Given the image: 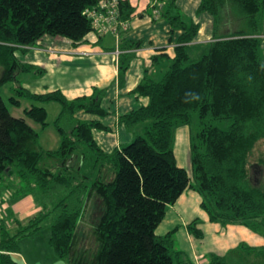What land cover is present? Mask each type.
<instances>
[{
    "label": "trees",
    "instance_id": "1",
    "mask_svg": "<svg viewBox=\"0 0 264 264\" xmlns=\"http://www.w3.org/2000/svg\"><path fill=\"white\" fill-rule=\"evenodd\" d=\"M98 1L0 0V88L21 70L18 49L34 46L46 34L82 42L93 31L85 11ZM174 2L168 0L161 14L172 30L181 31L174 54L154 56L168 61L166 70L158 80L145 73L133 89L147 101L122 114L119 123L135 132L144 123L143 134L121 148L105 150L95 138V131L108 130L97 118L107 114L103 91L67 99L60 90L32 93L13 87L12 104H18L17 96L60 103L53 123L60 136L56 150L42 148L37 131L11 115L0 95V184L13 189L9 198L31 196L39 206L24 222L16 220V232L0 224V264H16L17 237L47 225L49 243L66 264H190L174 247L171 232L155 233L166 206L187 188L199 194L210 221L264 232V151L255 155L264 144L259 36L264 0H200L197 12L211 14L215 30L229 20H240L245 28L215 37L196 57L190 43L199 24L171 13ZM118 10L119 19L128 20L135 8L119 0ZM129 56H122L121 74ZM25 115L46 124L43 107L32 106ZM181 125L189 128L190 174L173 151ZM91 197L102 208L93 226L94 245L79 250L76 231ZM197 223L187 228L201 237ZM208 258L206 264H228L225 256Z\"/></svg>",
    "mask_w": 264,
    "mask_h": 264
},
{
    "label": "crops",
    "instance_id": "2",
    "mask_svg": "<svg viewBox=\"0 0 264 264\" xmlns=\"http://www.w3.org/2000/svg\"><path fill=\"white\" fill-rule=\"evenodd\" d=\"M129 2L135 11L128 20H123L127 24L126 28H120L117 36L107 32L97 35V39H94L88 33L82 42L76 43L67 38L50 36L52 42L56 43V52L48 49L52 45L39 43L40 38L34 46L25 48L31 49L33 53L26 61H21L22 67L17 72L16 80L1 86V88L5 86L4 94L14 108L12 114L23 117L37 131L38 142L42 148L56 150L60 145V136L53 123L61 105L57 101L40 102L22 96L15 97L18 101L17 105L12 104L10 98L15 96L13 92L15 86L32 93L60 90L67 99L89 96L97 91H103L101 105L107 114L97 118L108 127V130L94 132L99 145L105 150L121 148L135 137L136 132L120 124L119 117L146 103L145 98L138 97L132 91L145 73L151 77L152 73L158 72L157 67L168 62L166 59L161 60V57L153 60L154 56L161 53L173 56L176 39L181 31L172 30L168 22L153 20L149 12L150 0H129ZM151 2L153 5V0ZM189 2L192 4L191 0ZM193 21L199 24L197 35H200L204 29L203 24L200 18ZM211 22L209 31L203 36L195 37L190 43L192 53L198 55L199 51L205 48V44L207 45L215 37L230 33L221 26L215 30L213 17ZM128 23H130L129 28ZM147 31L151 32L148 36H146ZM259 36L263 42L264 27ZM76 46L80 47L75 48ZM261 51L260 48L263 61ZM125 54L130 55V59L127 69L121 74L119 63ZM166 63L164 65L167 66ZM0 95L3 99L1 93ZM32 106L45 109V125L25 115V110ZM78 117L90 118L83 113H80ZM176 129L178 137L175 141L173 138L176 161L190 174L189 128L187 125H181ZM14 181L16 182L15 179L13 183ZM4 185L0 184V224L5 222L11 230L10 224L17 226L16 220L24 222L39 210V206L31 196L9 198V189L11 192L13 189L8 188L10 186L3 188ZM3 198L6 199L2 202ZM200 203L201 198L195 190L185 189L174 203L166 206L165 214L155 229L156 235L163 236L171 232L174 247L183 252L190 264H206L210 254L225 256L228 264L230 262L255 264L259 257L264 256V232H255L240 224L221 225L210 221ZM193 220H198L196 227L201 231V237L193 236L187 228ZM45 248L50 256L49 263L64 264L66 262L55 253L49 239L45 242ZM14 256H18L16 264H29L20 252L13 253ZM31 262L37 264L33 259Z\"/></svg>",
    "mask_w": 264,
    "mask_h": 264
},
{
    "label": "rangeland",
    "instance_id": "3",
    "mask_svg": "<svg viewBox=\"0 0 264 264\" xmlns=\"http://www.w3.org/2000/svg\"><path fill=\"white\" fill-rule=\"evenodd\" d=\"M152 0H150L151 3V8L149 10V12L151 13V16L153 18V20L158 19L157 21H165L167 22V19L162 16L161 14L165 11V9L167 8V4H168V0H162V2H159L158 4H156L155 6L152 5ZM192 4H190L189 0H175L174 4H175V8L171 9V13L175 14L177 12H179L184 19L186 20H199L202 22L203 24V31L200 33V35H196V38H198L199 36H203L205 35L211 25V19H212V15L209 14L208 12H201L198 13L197 12V7L199 6L200 0H191ZM160 4V5H159ZM194 4L196 5V8L194 9ZM180 7V8H178ZM151 20V19H150ZM152 22V21H150ZM242 21L240 20H229L228 23L225 25L224 23L220 24L221 28H225L229 31H235L238 29H244L245 26L242 25ZM130 27V23H128V28ZM219 27V26H218ZM221 30V29H220ZM155 32V31H154ZM153 32V33H154ZM151 32L147 31L146 32V36H148ZM199 34V33H197ZM50 36L52 35H44L41 40L39 41V43H42L43 45H52V47H49V50H54L56 52V43L52 42V40L50 39ZM89 36H93L94 39H97L96 37H98L96 35V33L94 31H90L89 32ZM55 37H60V38H66L64 36H55ZM68 39V38H67ZM154 40L156 38H153ZM69 40V39H68ZM59 42V41H58ZM205 44V43H203ZM35 45V44H34ZM81 46V45H80ZM80 46H76L75 48H78ZM206 46V44H205ZM70 47H72L70 45ZM260 48L262 49L261 54H262V59L264 61V41L261 42ZM33 52L31 51V49H24V50H17V55L18 58L20 59V61L24 62L28 59V57L32 54ZM192 55L194 57H196V54L193 52ZM166 62L163 63V65ZM168 65V62L166 63ZM159 66L157 67L158 72L156 73H152L151 74V78L158 80L161 76V74L166 70V65L164 66ZM4 87H2L0 89V92L3 96V101L5 102L7 108H9V112H11V115L17 117L14 113V108L9 104L7 97L4 94ZM142 124L141 123L140 126L137 127L136 129V133L138 134H143V129H142ZM174 141L175 138L178 137V130L176 129L174 132ZM173 141V143H174ZM264 151V144H261L257 149H256V154H258V152ZM190 163V162H189ZM13 181V180H12ZM15 182V181H14ZM7 190V189H6ZM11 192V190H9ZM101 203L99 201V199H96L94 197H91L87 206V211L85 212L86 214L83 216L82 219H80L79 221V225L77 228V239H76V248L81 250V248L83 249L84 247L87 246H93L94 245V238H93V226L95 225L96 221L98 220V216H99V212L101 211ZM10 228H12L10 230L11 233L16 232L17 231V226L15 224H10L9 225ZM50 233H51V229L50 227L44 226L41 229L37 230L36 232L32 233V234H24V235H20L17 237V245H18V249L19 252L21 253V255L23 257H26L27 261L29 264H32L31 260L33 259L37 264H51L49 263V259L50 256L47 254V250L45 248V242H48V239L50 237ZM15 261H18V256H14ZM64 262V261H63ZM64 264H66V262H64ZM230 264H234V262H230ZM255 264H264V256L259 257L258 261Z\"/></svg>",
    "mask_w": 264,
    "mask_h": 264
},
{
    "label": "built area",
    "instance_id": "4",
    "mask_svg": "<svg viewBox=\"0 0 264 264\" xmlns=\"http://www.w3.org/2000/svg\"><path fill=\"white\" fill-rule=\"evenodd\" d=\"M159 2L162 0H153V5ZM118 6L119 0H99L96 6L86 9L85 12L92 22L96 35L111 32L117 36L120 28H126L125 21L119 19Z\"/></svg>",
    "mask_w": 264,
    "mask_h": 264
}]
</instances>
